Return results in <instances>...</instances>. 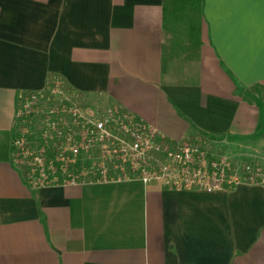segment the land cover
I'll list each match as a JSON object with an SVG mask.
<instances>
[{
  "label": "crops",
  "instance_id": "crops-1",
  "mask_svg": "<svg viewBox=\"0 0 264 264\" xmlns=\"http://www.w3.org/2000/svg\"><path fill=\"white\" fill-rule=\"evenodd\" d=\"M59 83L264 165V0H0V264H264V184L27 185L18 105Z\"/></svg>",
  "mask_w": 264,
  "mask_h": 264
},
{
  "label": "built area",
  "instance_id": "built-area-1",
  "mask_svg": "<svg viewBox=\"0 0 264 264\" xmlns=\"http://www.w3.org/2000/svg\"><path fill=\"white\" fill-rule=\"evenodd\" d=\"M53 92H59L58 86ZM41 93H31L32 104L17 113L23 122H32L34 116L41 117L45 109L38 107ZM64 112L69 122L78 126L69 127L64 132V139L51 140L42 135L46 146L54 148L60 159L67 157L75 161L82 152L96 146H103L115 160L113 172L102 170L97 181L140 179L148 184L157 181L173 190H200L216 192L231 190L242 184H264V165L259 163L238 164L228 158L218 157L209 152L201 143L193 140H170L157 127L137 118L129 112L111 107L103 112L101 118L83 115V110L64 102L59 108L50 109L44 119L53 121L54 114ZM35 121V120H34ZM25 126V125H24ZM55 136L62 135L52 128ZM33 131V128H32ZM31 127H21L14 138V146L23 151L27 146V137ZM34 132V131H33ZM48 132V130H47ZM46 148L43 149V151ZM21 158V154H17ZM46 158L37 156L34 162L45 171ZM49 169H53L50 165ZM82 180L73 178L64 184H74ZM34 183L37 188L45 186Z\"/></svg>",
  "mask_w": 264,
  "mask_h": 264
},
{
  "label": "rangeland",
  "instance_id": "rangeland-1",
  "mask_svg": "<svg viewBox=\"0 0 264 264\" xmlns=\"http://www.w3.org/2000/svg\"><path fill=\"white\" fill-rule=\"evenodd\" d=\"M53 89L54 88H50L47 91H44L41 95H38L41 97L39 98L40 100L38 107L40 109L41 108L45 109L44 112L46 113H44V115H42L39 118L36 117L35 122H31V123L30 122L24 123L23 119L21 117H18V119L16 120L15 136L19 134L21 127H28V128L32 127L34 131L33 135H35V137H32L31 135L30 136L31 139L29 137L28 138L31 141L32 139H35L37 147L39 142L38 134L43 135L44 133L46 136H48L49 139L53 141L58 140L62 142L61 140L64 139V133L62 134V132H64L65 129L69 127L77 129L78 126L72 124V121L69 122L70 118H68V115L65 114L64 112L57 115L54 114L53 115L54 117L52 118L53 121L52 120L48 121L44 119V116L47 114L48 110L59 108L62 103L67 102V104H70L72 106H75L83 110V115L86 117L101 118L103 116V112L107 108H111V107L102 106L99 103L90 105V104L78 103L77 101L74 100L72 101L71 95L65 89L64 85L60 83L58 84L59 92L54 93ZM26 97L20 99L18 105V112H22L27 107L28 104H32L30 94H28ZM53 126L56 127L57 132L58 133L60 132L62 135L55 136V131L52 129ZM30 145L33 146V144ZM79 160L82 163V166H84V172L82 175H79L78 179L82 180L83 182L99 180L101 178V174H102L101 172L105 168H107L108 174L109 172L111 174V172H113V167L115 164V160L108 155V153L105 151V148L103 146H96L88 151L82 152L79 156ZM19 164H21L20 166H22L23 168L27 166L25 161L23 164L21 162Z\"/></svg>",
  "mask_w": 264,
  "mask_h": 264
},
{
  "label": "trees",
  "instance_id": "trees-1",
  "mask_svg": "<svg viewBox=\"0 0 264 264\" xmlns=\"http://www.w3.org/2000/svg\"><path fill=\"white\" fill-rule=\"evenodd\" d=\"M34 120L35 117L33 116L31 121L35 122ZM31 132L32 133L29 132L28 136H26L28 139L26 141L27 146H25L23 151L21 150V153L18 151L19 149L14 146V140L12 147L14 161L20 168L22 177L27 185L31 186L33 189H36L37 187L34 184L35 182L40 183L42 181V184L45 186L63 184L73 178H79V175L83 174L84 167L82 166L79 157L75 161L71 160V158L67 159V157L60 159L59 153L56 152L54 148L46 146L42 134H38V147L36 145L35 139H32L33 142L29 140L31 135L32 137H35V135H33L32 127ZM30 144H33V146ZM44 148L46 149L43 151ZM17 154H21V158H18ZM37 156L45 157L47 159V167H45V171H43L39 164L34 162L35 157ZM24 161L27 165L25 168L19 164L20 162L23 164ZM50 165L53 166V169H49Z\"/></svg>",
  "mask_w": 264,
  "mask_h": 264
}]
</instances>
